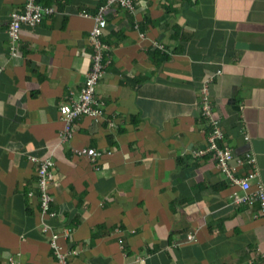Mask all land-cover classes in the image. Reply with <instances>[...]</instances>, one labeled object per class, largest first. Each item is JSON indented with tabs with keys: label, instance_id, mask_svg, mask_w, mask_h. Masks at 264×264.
<instances>
[{
	"label": "crops",
	"instance_id": "obj_1",
	"mask_svg": "<svg viewBox=\"0 0 264 264\" xmlns=\"http://www.w3.org/2000/svg\"><path fill=\"white\" fill-rule=\"evenodd\" d=\"M38 2L55 13L23 24L12 54L24 0H0V264H58L51 237L69 226L58 241L68 264H264L259 204L232 203L215 155L194 156L208 144L199 103L212 77L220 145L254 155L264 184V0L113 7L112 62L96 92L104 117H82L64 143L59 107L84 86L105 0ZM85 147L101 152L96 163L73 152ZM30 157L55 162L53 215Z\"/></svg>",
	"mask_w": 264,
	"mask_h": 264
},
{
	"label": "built area",
	"instance_id": "obj_2",
	"mask_svg": "<svg viewBox=\"0 0 264 264\" xmlns=\"http://www.w3.org/2000/svg\"><path fill=\"white\" fill-rule=\"evenodd\" d=\"M138 2L139 0H105V4L100 7L96 14L95 24L90 31V41L93 47L90 71L81 91L59 107L61 119L64 123V128L59 135L61 142H69L74 138L82 117H90L95 121H100L104 117L105 104L96 98V92L100 81L105 77L107 69L112 62V48L103 41L105 30L108 27L106 15L113 7H119L133 13L136 11ZM53 13H55L54 8L43 6L38 0H24V10L11 14L9 25L11 53H16L23 24L35 26L45 16ZM212 82V77L207 78L203 82L199 103L201 115L208 122L210 129L208 144L205 148L195 151L194 156L198 158L213 153L216 157L218 169L229 181L230 185L235 188L229 196L232 203L237 205L258 203L260 206V217L264 219V184L259 179L255 156L247 153L243 157H235L233 150L229 146L220 145L224 135L221 121L214 115L212 109L210 92ZM109 126L112 129L117 128V124L113 121L109 122ZM73 152L78 156L87 157L93 164L101 156V152L90 147L74 149ZM30 160L38 162L40 166L38 177L42 213L43 215H53L50 213L52 195L49 189L54 181L52 168L55 162L52 158L40 160L37 157H30ZM240 170H244V173H239ZM73 230L74 228L69 226L62 233H54L51 237V247L56 255L58 264H68V257L73 254L71 251H65L58 243L60 238H70ZM11 264H14L12 259Z\"/></svg>",
	"mask_w": 264,
	"mask_h": 264
}]
</instances>
